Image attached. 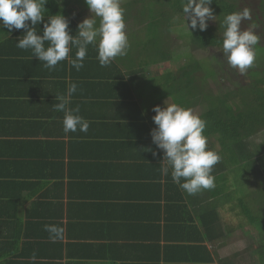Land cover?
<instances>
[{
    "label": "crops",
    "instance_id": "0c3cea01",
    "mask_svg": "<svg viewBox=\"0 0 264 264\" xmlns=\"http://www.w3.org/2000/svg\"><path fill=\"white\" fill-rule=\"evenodd\" d=\"M59 2L45 21L62 14L74 36L90 11L83 0ZM0 31V264H33V253L35 264L262 263L264 214L251 225L242 205L264 209V138L255 141L261 133L246 142L245 166L219 156L215 187L188 195L171 170L162 174L163 152L150 135L152 108L172 100L144 104L142 94L168 70L145 67L128 85L129 51L101 67L89 45L79 71L68 60L50 71L31 50L16 47L24 29ZM72 83L77 91L68 107L89 122L86 133L66 134L64 113L53 108ZM215 147L207 144L217 153ZM45 225L62 228V236L50 239Z\"/></svg>",
    "mask_w": 264,
    "mask_h": 264
},
{
    "label": "clouds",
    "instance_id": "9594fccd",
    "mask_svg": "<svg viewBox=\"0 0 264 264\" xmlns=\"http://www.w3.org/2000/svg\"><path fill=\"white\" fill-rule=\"evenodd\" d=\"M58 2V0H57ZM62 2V0H60ZM59 2V3H60ZM48 0H0V24L8 32L24 29L23 38H19L16 47L31 50L32 58L43 62V67L53 70L59 62L68 60L79 71L89 45L97 50V59L101 67L108 66L113 59L126 54L128 47L127 35L124 31V9L120 0H84L90 11V17L85 18L77 26L76 35L70 34L69 21L62 14L50 15L45 21ZM213 0H181L184 22L189 31L197 28L207 29L208 20H215L210 5ZM30 21V24L27 23ZM186 21L190 23H186ZM252 21L251 11L227 14L220 25L223 28L221 48L227 64L244 75L255 60L254 48L260 43L256 34L258 25L250 23L242 30V22ZM43 23L41 34L36 25ZM2 32V31H0ZM47 43V47L45 44ZM76 49L75 58L69 53ZM77 91V85L72 83L67 95L56 96L59 101L53 105L55 111L64 113L63 131L86 133L89 122L80 115L79 108H69L70 97ZM155 115L152 121L155 128L150 132L152 142L163 152L162 174L171 170V178L180 189L188 195H194L203 189L215 187L212 168L219 162V155L207 150V137L202 133L206 122L195 115L191 108H184L172 103L152 108ZM157 155V153H153ZM50 239L62 236L63 229L53 225H45ZM36 254L30 257L35 264Z\"/></svg>",
    "mask_w": 264,
    "mask_h": 264
},
{
    "label": "trees",
    "instance_id": "16d2710c",
    "mask_svg": "<svg viewBox=\"0 0 264 264\" xmlns=\"http://www.w3.org/2000/svg\"><path fill=\"white\" fill-rule=\"evenodd\" d=\"M135 5H141L142 9H133L127 12L126 17L124 16L127 22L133 20L137 26H142L138 33L129 32L130 38L133 36L135 38L134 49H137L138 54L134 56L132 49L128 50L127 62L131 73L128 85L132 83L134 76L138 77L143 73L145 67L160 65L183 57V64L176 71L168 70L155 81L154 87L160 95L159 105L167 98L171 99L172 103L191 109L198 108V101L208 102L207 110L200 116L206 122L202 134L207 137V140H211V143H207L208 146L219 143L222 147L219 150L220 154L222 152L221 156L225 157L224 155L227 154L234 161L243 157L242 161H245L244 159L247 158L244 150L247 140L264 131V44L259 43L255 47L258 61L262 62V68L256 69L251 66L246 85L221 94H213L206 90V81L212 76V72L203 64L206 57L199 56L202 53L212 55L222 51L223 28L220 25L227 14L244 9L242 1L213 0L210 7L215 20H208V27L204 31L198 28L192 30L190 27L188 31L182 14L181 0H131L126 2V5L121 3L122 8L129 10H132ZM57 7V0H48L45 5L51 13L56 12ZM249 9L251 11V8ZM258 10L259 13L256 14L255 11L252 15L253 22L264 25V0L260 1ZM186 23L190 22L186 21ZM167 32L176 33L181 40L179 42L181 45L171 50L165 44ZM177 32H180L179 35ZM178 50L184 51L181 52L183 56ZM130 102L139 111L133 98ZM215 136L218 137V142L214 141ZM235 148L238 149L239 154L233 157L230 151ZM242 154L244 155L241 157ZM260 193L264 195V190ZM242 205L244 206L243 214L251 225L261 220L262 216L259 213L252 216L254 210L248 203H242ZM262 211L264 209L259 210V212ZM263 248L260 251L261 264H264Z\"/></svg>",
    "mask_w": 264,
    "mask_h": 264
},
{
    "label": "rangeland",
    "instance_id": "374dc122",
    "mask_svg": "<svg viewBox=\"0 0 264 264\" xmlns=\"http://www.w3.org/2000/svg\"><path fill=\"white\" fill-rule=\"evenodd\" d=\"M78 0H75V2H77ZM82 1V0H81ZM131 0H120V3H125L126 5V2H129ZM242 1V4H244V8H251V16L255 13L256 11V14L259 13V10H258V7H259V3L261 0H240ZM124 8V7H123ZM142 9V6L141 5H135L134 8H132V10L130 9H126L124 8V16L126 17L127 16V12L128 11H133V9ZM253 19L254 17L252 16V21H244L242 22V30L243 29H247L250 25V23L253 22ZM259 27L258 29L256 30V34L260 37V43L261 44H264V25H259V23L257 24ZM126 27H127V30L125 28V32H127V34L129 35V32L131 33H135V32H139L140 29L142 28L137 26L133 20H129L126 24ZM180 32H177V34L179 35ZM179 42H181V40L178 39V36L176 35V33H169L167 32L166 34V45L172 50L174 49V47H177L178 45H181ZM135 38L134 36L131 37L129 40H128V47H127V50H131L135 47ZM182 50V49H180ZM178 50V51H180ZM134 51V50H133ZM181 52H184V51H180ZM254 52H255V60H254V63L252 65L253 68H256V69H259V68H262V62L258 61V57L256 55V49L254 48ZM182 56H183V53H181ZM200 57L204 56L206 57V59L204 60L203 64L205 65L206 68H208L209 71L212 72V76L206 81V85H205V88L206 90L210 91L211 93L213 94H216V93H226V92H230L234 89H237L239 87H241L242 85H246L247 82H248V72H249V69H247L246 73L244 75H241L239 73L238 70L236 69H233L231 68L228 64H227V60L226 58L224 57V54L222 51H218L212 55H205L204 53L200 54L199 55ZM179 58V57H178ZM199 58V57H198ZM177 59V58H176ZM183 57L175 60V61H170V62H166V63H163V64H160V65H155L153 66L154 69H159L161 71H159L160 73L162 71H166V70H173V71H176L182 64H183ZM158 72V70H156ZM162 82V80H160ZM154 85H155V82H152V86L153 88L150 89L149 87V84H147L146 86H144L143 88V95L145 96V99H144V104H149L150 102H152V99H159V94L157 92V89L156 91L154 90ZM162 92V90H161ZM201 102H205V101H198V108H196V114L200 117L206 110H207V103L208 102H205V104H201ZM216 139V142H218V137L215 136ZM264 138V131L255 138V141H257L258 139H262ZM264 147V146H263ZM221 145L219 143H216V147H215V151H217L219 154V150L221 149ZM244 154H250V151L249 149H247L246 151L244 150ZM242 154L241 157L244 155ZM221 156V155H219ZM221 158H227L228 160L231 161L232 158H229L227 156L223 157L221 156ZM243 160V157L242 158H239V165L240 163L245 166L246 165V161H242ZM222 159H221V164H222ZM261 163V162H260ZM263 164V163H261ZM231 166V165H230ZM227 167V166H226ZM238 168V167H237ZM236 169V168H234ZM238 173V176H240L242 173H244V171L242 169L240 170H237L236 171ZM234 176V175H233ZM257 183V182H256ZM244 190V189H242ZM251 191V188L249 189ZM252 194V192L250 193ZM236 198H237V195H234ZM244 197V195L242 194V198ZM243 201H245V198H243ZM263 201H264V195H263ZM256 214L258 215V213H256L254 211V213L252 214V216H256ZM260 215H263L264 214V211L262 212H259ZM245 218H247L245 216ZM246 220V219H245ZM256 227L255 228H258L259 226L255 225ZM249 228H250V225H249ZM248 228V229H249ZM251 231H254V229H250ZM254 235V234H253ZM252 235V236H253ZM255 239H253L254 241H260V236H254ZM264 250V249H263ZM262 250V251H263Z\"/></svg>",
    "mask_w": 264,
    "mask_h": 264
}]
</instances>
